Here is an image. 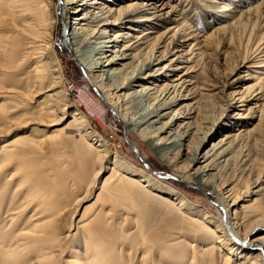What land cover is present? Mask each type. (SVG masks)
<instances>
[{
  "label": "bare ground",
  "instance_id": "6f19581e",
  "mask_svg": "<svg viewBox=\"0 0 264 264\" xmlns=\"http://www.w3.org/2000/svg\"><path fill=\"white\" fill-rule=\"evenodd\" d=\"M107 1L114 3V0ZM53 5L54 0H0V101L9 103V107L5 105L0 109V264H121V246L125 242L128 243L130 251L140 247L143 257L149 255L153 259L146 264H158L154 261L155 258L149 248L151 238L145 223L141 221L136 193L148 197L144 193L147 188L169 195L174 191H166V187L152 175L145 177L138 174L140 179H136L137 173L130 171L124 160L111 151L110 145L98 136L96 131L91 130L88 119L78 110L72 111L67 129L77 128L79 132L84 133L85 138L92 139V145L95 146L94 148L86 144L83 146L81 154L84 163H77V158L69 153L68 146L71 141L78 143L79 140L66 129H52V126L62 121H58V113L65 115L72 109L63 88L64 75L56 49L59 42L81 63L87 78L101 91L107 106L114 114L119 115V120L126 127L127 135L129 133L127 131H139L141 139L147 141L165 161L169 159V154L174 156L178 153L186 157L185 174L178 175L174 171L173 174L217 198L215 204L223 210L220 218L209 215L204 209L186 199L177 197V201L180 199L179 210L201 218L202 224L209 228L207 234H212L211 227L207 224L215 226L221 233L220 239L216 241L219 246L214 245V249L208 248L209 254L197 255V251L193 250L200 248H196L195 244L199 240L193 238L195 245H189L193 252L187 253L183 259L179 257V260L187 259V264L191 260H197V264H219L218 251L228 246L230 253L247 251L244 258L256 259L253 264H264V234H260L264 231V188L252 193L259 194L261 204L250 229L244 232L242 228L246 218L238 212L240 201H237L236 185L227 183L223 188L218 180L222 164L230 161L229 159L221 161L219 158H226L232 145L240 146L242 141L246 140L249 143L253 139L248 133L244 134V130L242 133L241 129H238L240 134L226 138L229 141L226 143L227 148L224 149L225 145L221 144L223 142L225 144V141L221 140L202 155L201 148L219 133H215L211 128L203 134L201 125L190 122L194 117L184 115L179 110L175 111L174 107L179 101L190 99L188 94H181L182 91L187 92L188 87L185 86L187 79L175 85L162 84L161 81L170 76L166 74L167 71L160 73L166 67L154 70L155 66L169 60L166 58L167 55H176L179 48H185L188 46L186 42L194 39L190 28H184V21L176 20V28H179L173 35L178 32L182 35L179 38L182 40L173 47H165L160 51L162 47L156 50L152 46L150 41L153 38L147 35L149 32L144 33L145 30L140 31L138 27L150 23L149 30L156 28L152 20L164 18L162 14L150 13L152 9L157 10L156 6L153 8L148 5L151 7L149 9L144 8L146 4L135 2L133 5L116 9L109 8L104 0H65L56 13L53 11ZM233 9L229 3H225L223 10L230 16V20L233 19L230 15ZM251 10L252 8L247 6L241 9L239 14L244 15ZM78 13L81 15L76 16ZM69 19L73 20L71 25H67ZM130 23L137 25L131 27ZM58 24L62 25L63 29L59 42L58 39L56 42ZM127 28L129 32L118 33ZM115 30H117L115 34L110 35V32ZM131 31L144 34L136 37ZM129 37L135 38L136 42L130 44L132 40ZM104 38L110 39L102 41ZM122 45L121 50L111 51L114 56L109 59L106 52H110V48L117 49ZM195 47L196 45L192 46L189 53ZM129 50L137 53L127 54ZM146 50H148L146 53L140 54ZM187 56L183 61H180L181 57L178 56L171 62L191 64L193 58L201 54L191 52ZM127 61L134 62V66L130 68ZM174 65L166 70L178 72L186 69L187 73L183 76H192L190 73L194 67L172 68ZM30 66L31 75L26 74L22 77L24 90H21L17 87L21 80L18 76L25 74ZM183 76L175 81H180ZM4 78L7 82L9 79L17 81L5 85L2 82ZM191 81L189 80V84ZM133 87L138 89L134 90ZM260 89L262 90L256 100L257 104L260 101L264 102V90ZM40 91L53 94L47 95L50 98L48 101L36 100ZM145 101L152 103L142 110L139 107ZM238 101L241 103L244 99L239 98ZM234 107L238 109L241 106ZM259 108L257 112L247 110L250 113L243 119L248 116L252 118L258 112L262 115L264 103ZM136 109H140V115L137 118L130 117L129 115H133ZM166 111L170 112L165 113ZM17 112H23V115H15ZM236 117L242 118L240 115ZM166 118L170 119L164 122ZM124 137L133 149L134 144L130 138L128 140L125 134ZM197 140L200 146L195 144ZM187 146L193 149V154L189 156L184 155ZM136 155L142 162L145 160L141 152ZM44 160L45 162H42ZM54 162L57 164H51ZM168 163L174 169L173 165L176 163ZM198 163L201 165L196 168L195 165ZM94 166H97V170L91 175V183L85 185V197L91 192L101 172H105L109 167L113 169L97 195L96 202L102 200L105 205L98 210L92 220L89 221L82 216L76 222L74 217L83 199L62 205L61 197H66L67 192L60 189L57 180L63 181L64 187L76 188L78 174ZM147 170L158 176L152 167ZM230 173L232 174V171ZM136 182H144L146 188L138 192ZM169 201L173 203L170 199ZM167 206L173 207L171 204ZM117 213H122V226L130 223V215H134L140 227L137 228L138 233L135 231L123 243L117 241L119 238L118 223L115 220ZM112 215L113 217L107 219ZM192 222L187 223L197 227ZM74 230L75 234L72 233ZM211 238L214 239V235ZM203 243L205 242L202 241L200 244ZM251 253L257 255L252 256ZM225 255L223 264H231L232 255Z\"/></svg>",
  "mask_w": 264,
  "mask_h": 264
},
{
  "label": "rangeland",
  "instance_id": "374dc122",
  "mask_svg": "<svg viewBox=\"0 0 264 264\" xmlns=\"http://www.w3.org/2000/svg\"><path fill=\"white\" fill-rule=\"evenodd\" d=\"M64 1L65 0H54L53 11L58 13L59 7L64 4ZM104 2H106L109 8L114 7L116 9L133 5L135 2L143 5L146 4L144 8L149 9L151 7L155 8L154 6H156L157 10L152 9L150 13H157V15L162 14L164 17H162V20H152L156 28H154V30H149V25L151 26L150 23H146V26H138L140 31L145 30L144 33L149 32L147 35H150L151 39L153 38L150 42L156 50H159L161 47L160 51H163L165 47L171 48L177 44L178 41L182 40L179 39L182 35L178 32L173 35L179 28H176V20L180 22L184 21V28H190L189 31L193 33L194 36L192 38L195 40L191 39L189 42H186L188 46L179 48V51L176 50L178 51L176 55H167L166 58L169 60H165L161 65L155 66L154 70L163 69V67L167 69L174 64H176V66L174 65L172 68L186 66L194 67L193 72L190 73L193 77L183 76L187 73L186 69H182V71L178 72L166 69L162 70L160 73L167 71L166 74L170 76L168 79L164 78L165 81H160L162 84L175 85L187 79V84H185V86L188 87V89H186L187 92L182 91L183 93L181 94H188L190 99L179 101L176 107H174L175 111L179 110L184 115L188 114L194 117L190 122L195 123V125H201L203 127V134L207 133L211 128L214 129L215 133H219L201 148L202 155L211 150L214 144L219 143L221 140L225 141V144L223 142L221 145H225L224 149L227 148L228 146H226V143L229 141L226 138L231 135L240 134V132L243 133V130L245 131L244 134L248 133L249 137L253 139L249 141V143L246 142V140L242 141L240 146L238 144H235V146L232 145L226 158H219L221 161L230 160L222 164L221 173L218 174L220 175L218 180L219 183L223 185V188H225L227 183L236 185L237 201H240L238 212L241 213L242 217L246 218V223L243 224L242 228L243 231L246 232V230L250 229L251 222L256 218L259 205L261 204L259 200L261 197L259 194L252 193L264 188V112L262 115L258 112L252 118L248 116L243 119L244 116L250 113L247 110L250 109L252 112H257L260 109L259 106L264 103L260 101L257 104L256 101L260 97L259 93L262 90L260 88L264 90V0H252L247 2L244 0H122L120 2L119 0H114V5L107 0H104ZM225 3H229L232 8H234L230 11V15L233 16L232 20H230V16H227L223 10ZM148 5H151V7ZM247 6L252 8V10L244 15L239 14V11ZM233 11H236V13ZM78 15L81 14H76V16ZM177 15L179 17H176ZM74 17L75 16H73V18ZM71 23H73V20L69 19L67 25H71ZM133 25L137 24H129L131 27ZM62 29V25L58 24L56 28V42L57 39L59 42ZM116 31L117 30L114 32L111 31L110 35L115 34ZM121 31L122 32L118 33L125 34L129 32V29H122ZM131 33L135 34L136 37H141L144 34L135 31H131ZM129 38L132 40L130 44L136 42L135 38ZM108 39L110 38H104L102 41ZM194 45H196V47L193 48L191 52L201 54V56L193 58L194 62L193 60L191 64L171 62V60H176L178 56L181 57L179 59L180 61L185 60L184 58L191 54L189 50ZM122 48L123 45L117 49L110 48V52H106V55L111 59V56H114L111 51L121 50ZM56 49L64 75L63 88L68 97V102L72 105V109H69L65 115L58 113V121H62L52 126V129H66L69 134L72 133L74 138L79 140L78 143L71 141L68 146L69 153L77 158V163H84L85 160L83 154H81L83 152V146L85 144L93 148L95 146L92 145V139L85 138L84 133L79 132L77 128L67 129L69 126L68 124L71 122L72 111L78 110L88 119L91 130L96 131L98 136L110 145L111 151L118 154L124 160L126 166L131 169L130 171H135L137 173L136 179H140L138 174L139 176L152 175V177L166 187V191H174L169 195L162 194L153 189L148 190L147 188L144 193L148 197L136 193L139 201L138 208L141 211V221L145 223V228L148 230L151 238L149 248L151 249L153 258H155L154 261L158 264H187V259L186 261H180L179 259H183L189 252L192 253L193 251H197V255L199 253H202V255L209 254L210 251H207L208 248L214 249V245L219 246L216 241L220 239L221 233L215 226L207 224L211 227L210 231L212 233L207 234L206 231L209 228L204 226L206 224H202L201 218L191 216L190 213L179 210V200L181 198L186 199L188 202L204 209L209 215L220 218L221 215H223V210L215 204L217 198L208 195L196 185L184 182L173 174V171L178 175L185 174L186 169L184 160L186 157H183V155L180 156L178 153L174 156L173 154H169V159L165 161L155 152L147 141L141 139L139 131H127L129 132L128 135L131 142L136 145L153 171L155 169L160 171L163 175L171 174L173 178L156 176L148 171L140 158L137 157L135 151L126 142L124 137L126 127L119 120V115L114 114L107 106L102 98L101 91L97 90L92 85L91 81H89L81 63H79L73 56V53L60 42L56 44ZM148 50L140 54H144ZM87 51L89 52V48ZM127 52V54H130L133 51L129 50ZM133 53L137 52L134 51ZM89 54L90 53H87V55ZM140 61H142V59ZM128 62L130 63L129 67L134 66V62L131 63V61H127L126 63ZM26 74L31 75V66L26 69L25 74L18 76V79L21 80H19L20 83H17V87L21 90H24L22 77ZM182 76L184 77L183 79L175 81ZM5 79L6 78L2 79L5 85H8L9 82L16 83L17 81L9 79L7 82ZM189 80H192L191 84H189ZM146 84L152 86L149 83ZM6 87L8 88L9 86ZM133 89L135 90L138 88L133 87ZM45 91H40L36 100L48 101L50 98H48L47 95L53 94V92ZM239 98H243L244 101L239 103ZM253 98H255V100H253ZM36 100L34 103H36ZM37 103H39V101H37ZM144 103L139 107L142 110L149 107L152 102L149 103V101H145ZM5 105L9 107L7 101H0V109ZM234 106L241 107L237 109ZM140 109H136L133 111L134 114L132 113L133 115L129 116L137 118L140 115ZM167 112L170 111H166L165 113ZM15 115L21 116L23 112H17ZM237 115L242 116V118H235ZM169 119L170 118H166L164 122H167ZM186 122L188 121L186 120ZM238 129H241V131L239 132ZM195 144L200 146L198 140ZM190 154H193V149L188 146L185 147L184 155L189 156ZM42 162H45V160ZM168 162L176 163V165H173L174 169L168 165ZM51 164H57V162ZM200 165L201 164L198 163L195 167L197 168ZM96 170L97 166H94L88 171L78 174V187L76 188L73 186L69 188L64 187L63 181L57 180V184L61 186L60 189L67 192L66 197H61V202H63L62 205L68 204L69 202L74 203L83 199L74 217L76 222H78L82 216H85L84 219H88L89 221L92 220L98 210L105 205L102 200L98 202H96V200L103 182L113 171L110 167L107 168L105 172H101L102 174L99 176L94 186H92L91 192L85 197V187L91 183V175L94 174ZM231 171L232 174L230 173ZM213 173H216V171H213ZM144 186V182H136V189L138 192L145 189L146 187ZM174 193L177 194V196ZM177 197H180L178 201L176 200ZM169 199L173 201V203L170 201L168 202ZM167 204H171L173 207H169ZM121 214L122 213L115 214V220L118 223L119 238L117 241L123 243L126 241V238L135 231L138 233L137 228L139 225L134 215H130V223L122 226L123 222L121 218L123 216ZM111 217H113V215L107 217V219ZM191 221H193L194 223L192 222V224L197 227L189 225L188 223H191ZM75 232L76 230L72 231L73 234H75ZM260 234H264V231ZM213 235L214 239L211 238ZM193 238L199 240V242H195V244H197L196 248H200L192 251L189 245L194 244ZM202 241L205 243L200 244ZM232 245L234 246V244ZM121 248V264H146L153 260L149 255L143 257L142 248L140 247H135L132 249L133 251H130L128 243L125 242ZM199 249L202 250L199 251ZM236 253H230L228 246L222 247L221 250L218 251V263H224L225 254L232 255L231 264H253L254 261H257L256 259L251 260L249 258L248 261L244 258V254H247V251H236ZM251 255L256 256L257 254L251 253ZM205 258L207 259L208 256ZM196 261L197 260H191L189 264H197Z\"/></svg>",
  "mask_w": 264,
  "mask_h": 264
},
{
  "label": "water",
  "instance_id": "95a60500",
  "mask_svg": "<svg viewBox=\"0 0 264 264\" xmlns=\"http://www.w3.org/2000/svg\"><path fill=\"white\" fill-rule=\"evenodd\" d=\"M125 136H126V138L129 140V137H128L126 131H125ZM132 147H133V149H134V151H135L136 153H139V154H140L139 149H138L135 145H133ZM143 162H144V165H145L148 169H151L150 165L148 164V162H147L146 160L143 159ZM154 172H155L158 176H160V177H162V176H165V177H171V174H164V175H163L160 171L155 170V169H154Z\"/></svg>",
  "mask_w": 264,
  "mask_h": 264
}]
</instances>
